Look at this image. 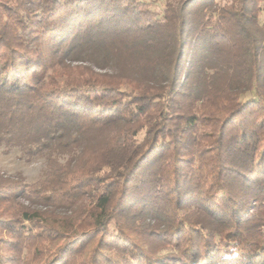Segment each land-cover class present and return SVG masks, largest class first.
<instances>
[{"label": "trees", "instance_id": "obj_1", "mask_svg": "<svg viewBox=\"0 0 264 264\" xmlns=\"http://www.w3.org/2000/svg\"><path fill=\"white\" fill-rule=\"evenodd\" d=\"M263 1L0 0V264H264Z\"/></svg>", "mask_w": 264, "mask_h": 264}, {"label": "rangeland", "instance_id": "obj_2", "mask_svg": "<svg viewBox=\"0 0 264 264\" xmlns=\"http://www.w3.org/2000/svg\"><path fill=\"white\" fill-rule=\"evenodd\" d=\"M151 3L152 8L160 13L163 12L167 4L179 6L183 0H145ZM221 3L225 0H220ZM262 12L260 15V22L264 23V1L262 4ZM253 94L251 92L244 95V99H248ZM46 170L45 158L37 157L32 161H26L22 157L19 149L14 148L9 152L5 151L4 147H0V173H7L12 175H22L28 181H34L43 176ZM258 175L264 176V169L259 168ZM239 263V261H237Z\"/></svg>", "mask_w": 264, "mask_h": 264}]
</instances>
